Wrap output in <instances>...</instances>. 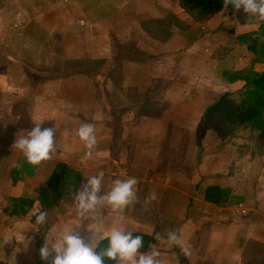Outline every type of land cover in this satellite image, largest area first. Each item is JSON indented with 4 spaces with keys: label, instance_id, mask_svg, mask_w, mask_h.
I'll return each mask as SVG.
<instances>
[{
    "label": "rangeland",
    "instance_id": "1",
    "mask_svg": "<svg viewBox=\"0 0 264 264\" xmlns=\"http://www.w3.org/2000/svg\"><path fill=\"white\" fill-rule=\"evenodd\" d=\"M120 1L123 2V0H109V4H105L109 10L108 14ZM143 1L148 3H143ZM140 2V6L147 7H139V14L144 15L154 11L156 18L146 21L147 25L150 23L148 25L150 30L147 29L150 36L145 37L140 45H132L131 47L126 41L127 38L112 37L113 59L117 57L121 63L120 69H115L113 72L114 85L111 87V94H109L113 96L115 103H108L105 101L106 99L104 100L103 86L99 82H95V88H92L91 102L81 103L78 106L79 109H72L77 110V114L79 113L81 118L73 121L71 117H67L68 120L66 121L65 115V122L61 121V125L73 131V134L84 122L91 123L95 127L97 145L92 156L85 155L86 148L82 143L76 162L84 168L85 176L96 175L103 171L102 187H106V189H109V185H112L115 179L125 180L129 177H135L138 181L136 185L138 202L129 206L124 215L128 216L134 207L136 217H139L140 221L151 226H159L167 232L177 230L179 225L183 224L184 219L186 221L189 217L193 219L194 225L203 222L205 217H197V214L190 208L193 207V203L191 205L193 198L208 183L230 186L229 188L233 193L242 196L244 199L241 203L242 208L237 205L219 207L225 208L223 213H226L225 215L230 218L225 223L236 222L241 229L244 227L252 228L254 222L259 224L258 222L261 221L264 224V146L257 144L255 135L249 130L237 127L228 132L229 129L226 128V125L217 122L215 119L212 121L211 129L201 139L198 137L204 109L216 103L225 93L234 102H237L243 90L241 85L229 86L221 83L222 77L219 74H222L226 68L216 71L214 60L212 62L206 61L199 69L195 70L185 62L179 63L180 61L177 59L176 61L174 59L165 61L163 55L146 67H138L139 65H137L131 69L127 68L128 63L138 62L137 60L143 58L135 51L137 50L135 47L140 46L146 51L160 54H164L163 51L167 49L160 40L166 36L165 30L168 23L163 25V19L158 16L160 11L149 7L155 2H163V0H140ZM169 2L173 6L171 10L173 16L181 18L185 24V28L180 29V31L186 37H181L178 45L176 44L178 41H174L173 44H170V48L185 46L186 42L188 43V34L192 35L194 39L197 36L206 37L203 39L201 48L204 59L210 58V51L220 50V47L230 45V42L225 45L226 43L224 39H221L219 32L202 30L201 26L198 27L197 23L202 24L200 20L195 14H188L184 11L179 5V0H169ZM131 13L132 9L124 16ZM247 14L243 9L236 12L230 11L222 17L225 18L222 22L230 21V18L234 16L236 20L232 22L236 24L243 20L242 18H248ZM253 18L255 19L254 23L258 25L260 21L258 15H253ZM172 19L171 23H173ZM181 49L173 51L177 53L182 51ZM231 50L233 51L232 47ZM233 56L239 59L236 60L239 65L243 66L249 63L250 56L244 48L236 49ZM82 66L74 65V69L79 70ZM94 66L87 65L91 69ZM255 69L264 71V65L256 66ZM59 71L60 73L62 71L67 72V69H62L60 66L42 73L45 77H49ZM126 75L128 76V88L121 85ZM88 116L91 118H87ZM67 122H73V125L70 127ZM67 132L69 131L67 130ZM60 137H65V142L68 143L71 139L67 134H62ZM52 153L53 155L60 154L56 146ZM1 158L6 159L7 157L5 155ZM43 163L44 161L41 163L44 172H47L48 169V174L53 168V164L45 167ZM44 180L45 177L29 180V188L24 192L27 193L28 197L33 196L35 200L32 209L24 220L31 223L30 220L34 219L33 221H35V215H38L40 211H47L46 221L43 225H37L34 222L35 227H33L20 220H8L7 218L0 222V227L5 229L14 230L13 225L16 223L21 228L24 239L21 247L23 259L19 261L20 264H51L52 256L48 260H42L40 257V249L45 244L46 239L49 243H56L60 231L74 227L75 231L79 232L81 238L85 240L88 235L87 226H91L95 221L99 227L100 225H107L108 218L115 217L111 214L109 216L104 215L103 207H99L96 212L90 214L89 220L81 221L76 215V209L72 203L71 194L75 193L77 189L56 198L52 194L50 195L45 188H41L44 186ZM158 187L169 188V193L164 195L162 200L157 198V200L145 204V199L150 193H157L155 188ZM174 188L180 189L181 192L191 189L189 191L193 197L184 199L185 192L180 193V197H178L179 193L174 191ZM57 199H60L58 207L55 206ZM165 200L167 203H164ZM249 207L253 208V211H250ZM183 208L187 210L185 218H178L171 214L172 211H181ZM214 211L216 213L218 209L212 207L210 212L214 213ZM104 213L106 212L104 211ZM232 218H234L232 220L234 222H231ZM251 218L253 219L252 222L248 221L247 223L244 220ZM3 222L5 225L7 223V228ZM52 223L57 226L54 232L51 230ZM11 224L12 228H9ZM15 231L17 232L19 229ZM8 235L11 236V234ZM10 243L12 246L0 247V259L3 261L6 260L7 252L16 249L13 246L15 240L10 241ZM99 245L100 243L96 248ZM236 245L241 251V253L237 251L235 254L236 262L224 263L219 261V258H214L217 261L213 263L197 262L194 264H264L263 245L245 242V238L242 237L237 239ZM176 247L180 248V246L171 247L172 251L168 256L170 264H182L180 262L181 256L178 253L180 250ZM6 264H14L12 256L9 257Z\"/></svg>",
    "mask_w": 264,
    "mask_h": 264
},
{
    "label": "crops",
    "instance_id": "2",
    "mask_svg": "<svg viewBox=\"0 0 264 264\" xmlns=\"http://www.w3.org/2000/svg\"><path fill=\"white\" fill-rule=\"evenodd\" d=\"M145 2L148 3L143 1V3ZM105 4H109V0H0V219H2L0 222L7 218L8 220H20L28 226L35 227L33 225L35 224L34 219L30 220L31 223L24 220L28 214L21 218L10 217L4 212V209L9 198L27 197L34 200L33 196L28 197L27 193H24L29 188V177L23 175L19 181L12 185L8 173L12 167L19 165L24 158L21 151L12 147L15 139L26 135L39 120H44L42 127L55 129V146L60 154L53 155L52 153L51 159L44 161L45 167L53 164V168L50 169L48 174V169L47 172H44L42 162L36 166V176L38 178L45 177L43 183L45 184L55 165L63 163L82 174L81 184L77 190L81 188L82 184L86 183L84 168L76 162L83 142L75 133L73 134V131L62 126L61 121L64 123L65 120H68L67 117H71L73 121L81 118L80 114H77V110L72 109H79L78 106L81 103L91 102L92 88H95V82L102 84L106 91L105 94H111V87L114 82L110 80L109 74L114 71L117 63V57L113 59L112 37H125L130 45H140L145 37L150 36L148 31L150 30L148 27L150 23L147 25L146 21L156 18L154 11L148 12L147 10L148 13L139 14V7H147L140 6V0L120 1L115 8L112 6L113 9L109 14ZM149 7L160 11L158 16L163 19V25L166 22L168 23L165 30L166 36L160 40L167 49L163 51L164 54H160L146 51L145 48H140V46L135 47L150 57L137 60L138 62H130L127 68L131 69L137 65H139L138 67H146V65L152 64L154 60H158L163 55L165 61H168V59L176 61L177 59L180 61L179 63L185 62L195 70L199 69L206 61L212 62V60L215 61L216 71L224 68L226 69L223 71H241L249 67L251 54L244 46L237 43L236 37L257 31L260 22L263 21L260 18L258 25L254 23L253 14H247L248 18H242L243 20L236 24L232 22L236 20L234 16L230 18V21L223 23L222 20L225 18L222 17L225 13L237 11L227 9L207 22L197 23L198 27H202V30L219 32L221 39H224L226 43L225 45L230 42V45L220 47V50L210 51V58L204 59L201 48L203 39L206 37L197 36L194 39L192 35L188 34V43L186 42L185 46L170 48V44H173L174 41H178V43L176 42L178 45L181 37H185L180 31V29L185 28V24L181 18L173 16L171 12L173 6H171L169 0L155 2ZM131 9L132 13L124 16V14L131 12ZM171 19L173 23H171ZM231 47L234 52L236 49L244 48L249 53V63L243 66L237 64L236 60L239 59L234 58ZM178 49L182 51L177 53L173 51ZM95 64L97 66H94ZM74 65L83 66L81 69L75 70ZM87 65H93L94 67L91 69ZM58 66L67 69V72L62 71L60 73L59 71L49 77L43 75L42 72L54 70L59 68ZM111 66L112 69H110ZM219 75L221 76V74ZM127 77L126 75L121 83L124 88H128ZM221 80V83L229 86L239 84L243 89V83L241 82L229 84L223 78ZM105 94L103 93L104 100L107 98ZM109 98L115 103L112 95H109ZM70 112L73 113L70 114ZM87 118L91 117L88 116ZM67 125L71 127L73 122H67ZM62 134L70 136L69 143L65 142V137H60ZM5 155L6 159L1 158ZM201 173L203 174L202 171ZM211 185L216 184L208 183L205 185L199 194L196 193L197 196L193 198V202L191 201L193 207L190 209L197 214V217L204 216L203 222L194 225L193 219L189 217L186 221L184 219L183 224L178 227L184 233L183 246L190 249V255L185 256L183 254L188 264L197 262L213 263L218 258L219 261L224 263L236 262L235 254L239 251L236 242L239 237L245 238V242L259 243L264 246V224L261 221L258 222L259 224L254 222V226L250 229H247V227L241 229L236 222L225 223L230 219L225 215L226 213H223L225 208H219L204 201L203 191ZM220 187L230 186L221 185ZM110 188L111 185H109ZM109 189L102 187L101 194ZM155 189L158 200H162L164 195L169 193V188L158 187ZM174 189L179 193V195L176 194L178 197H180V193L185 192L184 190L181 192L178 188ZM186 190L183 198H192L193 195H190L191 191H189L191 189ZM59 202L60 199H57L55 206L58 207ZM164 203H167V200ZM212 207L218 209V212L211 213ZM103 209L106 212L103 211L104 215L109 216L111 214L115 216L109 208L103 207ZM248 209L253 211V208L249 207ZM186 213V208L171 212L178 218L184 217ZM136 216L133 207L128 216L124 215L123 223L125 227L128 230H134L133 233L151 235L156 227L140 221L139 217ZM113 219V217H109L107 225H100V227L97 225V221L93 220L95 222L91 224V227L106 230L112 226ZM232 220L234 218L231 219V222H234ZM244 220L248 223V221L252 222L253 219ZM3 225L7 228V223L5 225L3 222ZM13 227L14 230L0 227V247L12 246L10 241L13 240H15L13 246L16 247V249H11V252L6 253V260L0 259V263L3 264H6L11 256L14 264H20L19 261L23 259L21 247L24 235L19 224L16 223ZM55 227H57L55 223H52V232L55 231ZM9 228H12V224ZM16 229H19V231L16 232ZM161 230L166 234L167 231ZM8 234H11V236ZM84 241L86 244L95 245V249L98 245L89 230ZM155 246L161 251V258L165 264H170L168 256L172 248L161 242ZM177 249L181 252V247ZM147 251H150V247ZM239 252L241 253V251Z\"/></svg>",
    "mask_w": 264,
    "mask_h": 264
},
{
    "label": "clouds",
    "instance_id": "3",
    "mask_svg": "<svg viewBox=\"0 0 264 264\" xmlns=\"http://www.w3.org/2000/svg\"><path fill=\"white\" fill-rule=\"evenodd\" d=\"M223 3L225 10L229 5L237 11L243 8L244 12L258 15L261 20H264V0H223ZM43 121H37L26 135L15 139L12 146L21 151L26 161L33 166H38L42 161L51 159V153L55 149V129H42ZM75 134L86 148L85 155L91 157L97 145L94 125L84 123L76 130ZM103 178V171L96 175L86 176V183L71 195L76 215L81 221L89 220L90 214L96 212L99 207H107L115 214L112 226L106 230L87 226L96 244L107 240V246L97 252L95 245L86 244L73 227L60 231L56 243H49L46 239L40 249L41 259L48 260L52 256L51 264H104V258L115 261L116 264H165L161 258V251L155 245L149 246L150 251L142 252L143 237L141 235L134 236V230H128L123 223L126 210L138 202L137 179L135 177L125 180L115 179L111 188L101 194ZM157 198V194L152 192L145 199V204H149ZM46 217L47 211H40L36 215V224L43 225ZM154 239L168 247L180 246L181 252L185 256L190 255V249L183 246L184 233L182 230H170L163 235L156 233Z\"/></svg>",
    "mask_w": 264,
    "mask_h": 264
},
{
    "label": "trees",
    "instance_id": "4",
    "mask_svg": "<svg viewBox=\"0 0 264 264\" xmlns=\"http://www.w3.org/2000/svg\"><path fill=\"white\" fill-rule=\"evenodd\" d=\"M179 5L188 14H195L200 22H207L225 11L223 0H179ZM227 9L234 10L231 5ZM236 41L251 54L250 65L241 71H223L221 77L229 84L243 83V90L237 102H234L225 93L216 103L205 109L201 117L198 137L201 139L211 129L212 121L215 119L226 125V128L229 129L228 132L237 127L249 130L255 135L257 144L264 146V71L255 70V66L264 65V20L260 22L257 31L239 35L236 37ZM135 51L143 57L140 60L150 57L139 50ZM120 67L121 63L117 59L115 69L119 70ZM113 72L109 74L111 81L114 80ZM103 93H106L105 88H103ZM105 95L106 101L113 104L109 95ZM36 170V166L29 164L24 157L19 165L10 169L8 178L12 185L19 181L23 175L28 176L29 180H33L37 178ZM80 184L81 173L79 171L66 164L57 163L41 188H45L54 197L60 198L77 189ZM203 199L217 207L235 206L244 201L242 196L234 194L229 187L218 185L207 186L203 191ZM33 204L34 200L27 197L9 198L4 212L10 217L21 218L29 213ZM156 233L164 234L160 227H156L151 235L133 233L134 236L141 235L143 237L142 252H147L150 245H158L159 242L154 239ZM107 243V240L101 241L96 251L99 252L106 247ZM178 253L181 256L180 262L188 264L183 253L180 251ZM114 263L115 261L104 258V264Z\"/></svg>",
    "mask_w": 264,
    "mask_h": 264
},
{
    "label": "built area",
    "instance_id": "5",
    "mask_svg": "<svg viewBox=\"0 0 264 264\" xmlns=\"http://www.w3.org/2000/svg\"><path fill=\"white\" fill-rule=\"evenodd\" d=\"M237 206H238L239 208H242V205H241V204H238Z\"/></svg>",
    "mask_w": 264,
    "mask_h": 264
}]
</instances>
